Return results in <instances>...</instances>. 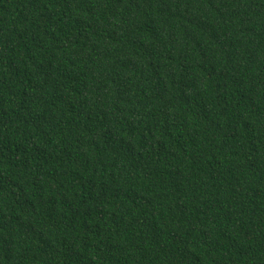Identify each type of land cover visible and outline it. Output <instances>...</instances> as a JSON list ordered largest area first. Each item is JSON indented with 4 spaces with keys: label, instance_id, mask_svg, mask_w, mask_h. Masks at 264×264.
Wrapping results in <instances>:
<instances>
[{
    "label": "trees",
    "instance_id": "1",
    "mask_svg": "<svg viewBox=\"0 0 264 264\" xmlns=\"http://www.w3.org/2000/svg\"><path fill=\"white\" fill-rule=\"evenodd\" d=\"M0 264H264V0H0Z\"/></svg>",
    "mask_w": 264,
    "mask_h": 264
}]
</instances>
